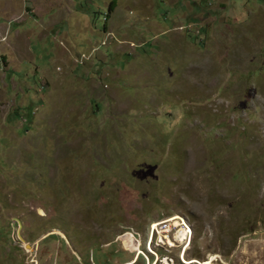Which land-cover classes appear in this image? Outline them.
Segmentation results:
<instances>
[{"label": "rangeland", "instance_id": "obj_1", "mask_svg": "<svg viewBox=\"0 0 264 264\" xmlns=\"http://www.w3.org/2000/svg\"><path fill=\"white\" fill-rule=\"evenodd\" d=\"M203 263L264 264V0H0V264Z\"/></svg>", "mask_w": 264, "mask_h": 264}, {"label": "bare ground", "instance_id": "obj_2", "mask_svg": "<svg viewBox=\"0 0 264 264\" xmlns=\"http://www.w3.org/2000/svg\"><path fill=\"white\" fill-rule=\"evenodd\" d=\"M176 227H178V226H176ZM176 240L178 241V243H180V242H183L184 243L185 241L188 242V240H189L188 233L185 230L180 229L178 231V233H177ZM203 264H210V263H203Z\"/></svg>", "mask_w": 264, "mask_h": 264}, {"label": "trees", "instance_id": "obj_3", "mask_svg": "<svg viewBox=\"0 0 264 264\" xmlns=\"http://www.w3.org/2000/svg\"><path fill=\"white\" fill-rule=\"evenodd\" d=\"M114 8H115V1H113V2L111 3V6L108 8V13H107V15H106L105 21H107V20L109 19V17H110V13L114 10ZM105 25H106V24H105Z\"/></svg>", "mask_w": 264, "mask_h": 264}, {"label": "built area", "instance_id": "obj_4", "mask_svg": "<svg viewBox=\"0 0 264 264\" xmlns=\"http://www.w3.org/2000/svg\"><path fill=\"white\" fill-rule=\"evenodd\" d=\"M154 225H155V224H154ZM157 225H158V224H157ZM164 228H167V229L165 230V231L167 232V234H169V233L171 232V228H170V227L164 226ZM153 238H154V235L152 234L150 245H151V243H152ZM166 239H167V240H170V237H169V236H166Z\"/></svg>", "mask_w": 264, "mask_h": 264}]
</instances>
